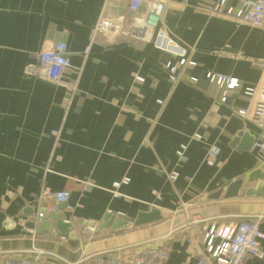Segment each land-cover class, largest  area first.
Instances as JSON below:
<instances>
[{
	"label": "crops",
	"instance_id": "1",
	"mask_svg": "<svg viewBox=\"0 0 264 264\" xmlns=\"http://www.w3.org/2000/svg\"><path fill=\"white\" fill-rule=\"evenodd\" d=\"M130 1L0 0V261L34 249L70 262L118 252L130 259L162 243L172 248L168 264H198L208 258L204 235L212 226L252 220L264 232V198L225 195L264 166L255 148L262 130L236 113L250 111L245 90L261 81L264 29L211 13L218 0H160L159 29L195 63L174 84L166 65L179 59L132 37L147 8L131 14ZM101 18L123 21L127 37L93 39ZM55 43L66 45L71 63L61 85L34 75L38 55ZM208 73L239 87H220ZM181 145L188 146L185 161L177 156ZM211 146L219 149L212 158ZM125 178L129 184L115 189ZM60 191L70 194L63 213L71 230L40 235L27 227L42 208L46 218L35 224L50 220L55 202L42 203L41 195ZM154 209L163 216L157 223L100 231L80 243V227L99 226L108 214L134 220Z\"/></svg>",
	"mask_w": 264,
	"mask_h": 264
},
{
	"label": "built area",
	"instance_id": "2",
	"mask_svg": "<svg viewBox=\"0 0 264 264\" xmlns=\"http://www.w3.org/2000/svg\"><path fill=\"white\" fill-rule=\"evenodd\" d=\"M229 0H218V3L212 9L211 13L222 15L226 18L233 19L239 23L251 25L256 28L264 29V0H235L238 7H227ZM146 4V11L142 17L138 18L135 25L137 29L132 32L134 39L151 43L154 47L162 52L171 54L179 59L177 65L171 62L167 63L166 68L169 72L170 81L177 84L180 79L181 69L185 65H195L188 60V52L179 45L164 30L159 29V23L165 4L160 0H131L129 4V13L135 14L141 10ZM99 33L110 35L112 37H127L125 23L112 21L109 19H100L92 32V38ZM90 47L85 51L87 55ZM38 67L34 70V75L44 79L52 84L61 85L64 80L65 73L71 68L68 58L67 47L63 43H55L50 45L46 50L41 51L37 57ZM263 73L260 83L256 87H249L245 90V95L249 97L251 108L248 110H239L237 115L252 121L262 130L261 140L255 144L263 159L264 164V63L262 64ZM211 81L217 83L220 87L232 90L239 87L237 79H231L222 75L208 73ZM141 80V79H139ZM196 81V79H192ZM70 96L75 95L79 91V85L75 83L68 85ZM226 94V90L224 92ZM226 101V95L222 98ZM71 104V99L67 102ZM162 104V102H159ZM58 134V133H56ZM202 137L195 135L193 140H201ZM187 145H181L177 151L179 161L186 160ZM219 153L216 146L209 148L208 154L210 158L215 157ZM209 165H213L212 159L208 160ZM179 178L177 172H172L170 179L176 181ZM129 178L115 183L114 188L118 189L121 185H128ZM53 199L54 204L50 207L51 212H57L59 205L67 203L70 194L66 191L55 193L44 192L40 201ZM47 211L42 208L41 212L32 216L34 223H39L46 218ZM123 215V214H120ZM67 223L70 221L66 220ZM23 224V221L20 220ZM25 225V224H24ZM98 225L85 226L84 235H93L99 230ZM264 232L260 229L259 221L242 220L233 227L217 228L212 226L205 231L204 245L208 258L202 257L198 264H246L248 257L264 259ZM192 246H196L192 242ZM172 248L170 245L155 243L145 248L139 254L130 259L123 257L119 252L116 254H96L86 259H90L87 264H168ZM51 254L34 249L31 254L15 257L9 256L0 261V264H84L83 261L70 262L60 258H51Z\"/></svg>",
	"mask_w": 264,
	"mask_h": 264
},
{
	"label": "water",
	"instance_id": "3",
	"mask_svg": "<svg viewBox=\"0 0 264 264\" xmlns=\"http://www.w3.org/2000/svg\"><path fill=\"white\" fill-rule=\"evenodd\" d=\"M243 137V135H239ZM238 140V139H237ZM236 140V142H237ZM251 183H256L254 187H249ZM252 195L259 198H264V166L262 169L253 172L247 179H239L233 182L226 191V197H232L233 195ZM67 206V203L59 205L58 213L52 212L49 214L50 220L43 221L40 224L36 225L33 222H28L27 227L30 229L36 230L37 234L43 235L46 233L55 232L64 235L66 232L70 231L72 228L71 223H67L64 220V213ZM5 218L4 215H1L0 220ZM163 219V216L160 211L154 209L149 213H140L136 219H130L125 215H112L108 214L103 223L99 225V231H116L120 228H127L129 224H133L134 227H140L143 225L154 224ZM92 226V225H91ZM75 235V233H73Z\"/></svg>",
	"mask_w": 264,
	"mask_h": 264
},
{
	"label": "rangeland",
	"instance_id": "4",
	"mask_svg": "<svg viewBox=\"0 0 264 264\" xmlns=\"http://www.w3.org/2000/svg\"><path fill=\"white\" fill-rule=\"evenodd\" d=\"M84 229H85L84 227H80V233H79L80 243L84 244V245H88V244L92 243L93 241L99 239L103 235V232H100L99 230H97V232L91 236L90 235L89 236L84 235L83 234Z\"/></svg>",
	"mask_w": 264,
	"mask_h": 264
}]
</instances>
